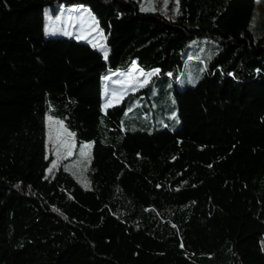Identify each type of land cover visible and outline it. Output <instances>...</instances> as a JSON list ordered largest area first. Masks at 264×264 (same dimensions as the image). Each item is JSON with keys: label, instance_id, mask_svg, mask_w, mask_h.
Wrapping results in <instances>:
<instances>
[{"label": "trees", "instance_id": "16d2710c", "mask_svg": "<svg viewBox=\"0 0 264 264\" xmlns=\"http://www.w3.org/2000/svg\"><path fill=\"white\" fill-rule=\"evenodd\" d=\"M59 5L90 10L106 56L45 35V8ZM176 5L172 17L139 0H0V264H264V20L251 30L252 9L221 35L243 0ZM202 37L217 51L196 83L173 85L178 126L123 125ZM132 64L157 72L103 111V74ZM46 114L91 145L87 186L46 174Z\"/></svg>", "mask_w": 264, "mask_h": 264}, {"label": "rangeland", "instance_id": "374dc122", "mask_svg": "<svg viewBox=\"0 0 264 264\" xmlns=\"http://www.w3.org/2000/svg\"><path fill=\"white\" fill-rule=\"evenodd\" d=\"M244 6L242 13H237V20L232 23V29H228L231 23L220 24L218 32L221 35L241 33L248 22L252 9L255 10V17L251 23V30L258 31L254 28L255 24L264 20V0H243ZM142 9L159 10L166 15L174 17L177 11L176 0H139ZM232 2V1H231ZM69 8V6H56L54 8H45L44 33L46 36H66L84 41L98 49L104 56L107 52L106 36L104 31L99 27L98 22L89 9L82 5ZM75 10V11H74ZM261 16H263L261 18ZM70 17V19H69ZM217 51V42L211 38H195L187 46L185 53L195 55V59L186 58L185 67L179 73L178 79L160 76L152 79L147 92L135 96L129 103L127 114L121 122L125 125V118L133 122L135 117H141L145 125L152 121V126L158 128L162 125H168L174 129L178 126L179 120L176 116L174 101L172 98V87L176 85L182 88L186 85L196 83L204 72L202 60L207 61ZM196 62L200 65L196 66ZM135 66V71H133ZM143 72L145 75H141ZM156 70L146 71L132 64L127 69L108 70L101 78L102 84V109L118 104L128 93L136 92L143 88L156 73ZM129 73L131 75L129 76ZM151 74V75H148ZM119 96V99H114ZM151 104L152 109L148 113L144 105ZM45 124L46 133V153L51 157L46 174L49 177L63 168L71 172L77 181L83 186L88 185V176L86 174L87 166L90 160V148L84 149V156L80 155L82 145L87 143L78 142L74 136H69L70 132L63 121L56 117L46 114ZM143 127V126H141ZM69 150L71 154H69ZM55 164V167H53ZM261 247L264 250V236L261 239Z\"/></svg>", "mask_w": 264, "mask_h": 264}, {"label": "snow or ice", "instance_id": "6c2138e0", "mask_svg": "<svg viewBox=\"0 0 264 264\" xmlns=\"http://www.w3.org/2000/svg\"><path fill=\"white\" fill-rule=\"evenodd\" d=\"M75 11V10H74ZM69 19H70V17H69ZM107 55V53H105V56ZM136 69H135V66H133V71H135ZM141 75H145L143 72H141L140 73ZM131 75V73H129V76ZM148 75H151V74H148ZM114 99H119V96H115L114 95ZM68 135L69 136H74L75 134L74 133H68ZM91 147V145L90 144H85V145H82L81 146V149H80V155L81 156H84L85 155V153H84V149H86V148H90ZM69 154H71V152H70V150H69ZM53 167H55V164H53Z\"/></svg>", "mask_w": 264, "mask_h": 264}, {"label": "crops", "instance_id": "0c3cea01", "mask_svg": "<svg viewBox=\"0 0 264 264\" xmlns=\"http://www.w3.org/2000/svg\"><path fill=\"white\" fill-rule=\"evenodd\" d=\"M196 65H197V62H196ZM109 107H110V106H109ZM109 107H107V108H109ZM107 108H106V109H107ZM105 111H106V110H105Z\"/></svg>", "mask_w": 264, "mask_h": 264}]
</instances>
